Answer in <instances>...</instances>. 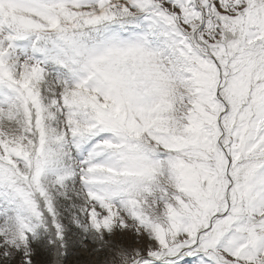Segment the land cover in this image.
Returning <instances> with one entry per match:
<instances>
[{
  "label": "snow or ice",
  "instance_id": "6c2138e0",
  "mask_svg": "<svg viewBox=\"0 0 264 264\" xmlns=\"http://www.w3.org/2000/svg\"><path fill=\"white\" fill-rule=\"evenodd\" d=\"M0 264H264V0H0Z\"/></svg>",
  "mask_w": 264,
  "mask_h": 264
}]
</instances>
